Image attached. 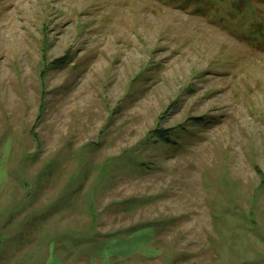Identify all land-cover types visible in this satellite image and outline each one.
<instances>
[{
    "label": "rangeland",
    "instance_id": "rangeland-1",
    "mask_svg": "<svg viewBox=\"0 0 264 264\" xmlns=\"http://www.w3.org/2000/svg\"><path fill=\"white\" fill-rule=\"evenodd\" d=\"M0 264H264V0H0Z\"/></svg>",
    "mask_w": 264,
    "mask_h": 264
},
{
    "label": "trees",
    "instance_id": "trees-1",
    "mask_svg": "<svg viewBox=\"0 0 264 264\" xmlns=\"http://www.w3.org/2000/svg\"><path fill=\"white\" fill-rule=\"evenodd\" d=\"M47 39V37H45ZM44 41V46L41 48L42 51V56H41V67L39 69V78L40 81L43 83L45 81V78L47 76V73L50 69L52 68H60V67H64L70 60L72 57L71 51H67L66 54L62 57H59L57 59L54 60H49L47 57V44L48 42ZM43 87V86H41ZM41 103H40V107H39V112H38V119L41 117V115L44 113L45 111V105H44V98H45V90L42 88L41 91ZM34 128H32L31 130V135L33 136V138L35 140H37L38 136L34 133ZM168 128H164L161 126H158L156 128H154L151 133H154V137L159 138L162 142L164 143H174L175 141L172 139L171 137V133ZM254 168L256 169V171L258 172V174H260L261 176H263L262 171L259 169V167L257 165H254Z\"/></svg>",
    "mask_w": 264,
    "mask_h": 264
}]
</instances>
